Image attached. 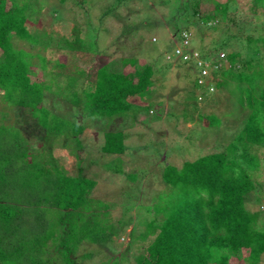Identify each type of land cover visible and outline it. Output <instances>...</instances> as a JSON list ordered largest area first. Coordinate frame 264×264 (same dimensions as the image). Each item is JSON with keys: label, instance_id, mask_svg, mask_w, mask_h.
<instances>
[{"label": "trees", "instance_id": "trees-1", "mask_svg": "<svg viewBox=\"0 0 264 264\" xmlns=\"http://www.w3.org/2000/svg\"><path fill=\"white\" fill-rule=\"evenodd\" d=\"M256 1L259 3L252 6L253 11H257L255 6L263 9L264 0ZM211 2L210 13L198 18L206 28L211 26L207 21L218 23L217 17L225 18L230 7L228 2ZM28 4L29 1L0 0V264H78L82 254L78 256L77 252L84 242L102 245L110 240V235L107 236L99 213L88 208L94 204L89 193L95 181L83 175L81 167L75 175L64 174L52 160L51 143L45 142L48 137L67 134L81 148L78 136L84 126L44 106L45 91L51 87L34 78L31 61L32 56L38 58L39 52L26 55L25 50L12 45V36L20 40L31 37L27 29ZM181 20L179 28L188 31L190 20ZM234 33L229 42L240 39L241 35ZM246 45L252 51L244 61L243 71L235 69L240 54L233 52L226 55L225 62L216 61L220 68L203 85L195 81L196 87L213 85L215 89L222 88L223 82L226 87L234 84L230 94L235 96L237 108L248 110L241 128L224 151L185 161L179 169L164 167L161 177L166 190L159 193L154 206L165 215L158 223L151 221L150 233L155 236L143 253L135 256L134 264H224L229 254L240 249L246 250V260L256 264L264 254V222L259 212L247 210L245 202L257 189V179L264 168V158L254 153L264 145V32L248 35L242 47ZM216 46L213 53L221 48ZM204 50L200 53L206 60ZM42 51H48L47 47ZM130 59L123 58L119 66L112 63L108 69L104 64L95 69L90 64L86 70L69 67L64 71L60 62L52 64L58 69L52 82L61 74L65 76L63 85L54 83L52 93L88 115L108 118L127 113L131 111V100L148 97L156 80L151 65L138 66ZM127 63L136 69L123 71ZM181 64L196 67L193 59ZM227 64L234 68L228 73L223 72ZM45 68L40 59V69ZM92 69L93 80L76 85ZM218 72L226 79H216ZM15 109L26 110V120L33 119L42 129L41 153L29 151L28 139L22 127H17L21 121L15 120L13 125L2 122L3 111ZM217 118L215 114L201 117L207 127L218 126ZM70 123L72 129L67 128ZM103 139L101 152L123 153L122 132H105ZM99 206V212L107 213V205L100 202ZM85 254L86 260L92 256L89 251Z\"/></svg>", "mask_w": 264, "mask_h": 264}, {"label": "rangeland", "instance_id": "rangeland-1", "mask_svg": "<svg viewBox=\"0 0 264 264\" xmlns=\"http://www.w3.org/2000/svg\"><path fill=\"white\" fill-rule=\"evenodd\" d=\"M15 1H29L27 29L31 37L20 40L12 36V45L25 50L26 55L39 52L38 58L32 56L31 61L34 78L44 80L51 87L45 91L44 106L52 113L84 126L83 133L78 136L81 148L73 136L67 134L51 136L45 141L51 143L52 160L64 174L75 175L81 167L82 174L95 181L89 193L94 204L88 208L99 213L106 234L110 235V240L101 242L102 245L84 242L77 252L78 256L82 254L78 264H134L135 256L143 253V248L155 236L150 233L151 221L158 223L165 215L154 206L159 193L166 190L161 177L164 167L171 165L179 169L185 161L224 151L248 112L246 107L237 108L235 96L230 94L234 84L226 87L227 83L223 82L220 89L213 85L196 87V67L182 65L172 56L175 45L178 46L181 40V19L187 17L192 23L188 31L191 33L189 48L193 52L201 57L204 48L203 55L209 62H225L227 54L239 52L235 69L243 71L244 61L249 59L252 50L250 46H242L248 35L264 32V8L255 6L257 11H253L252 6L259 3L256 0H217L229 3L228 13L223 19L217 17L218 23L206 28L198 18L210 13L211 0ZM234 31L241 35L240 39L229 42ZM215 45L221 48L213 53ZM46 47L48 51H42ZM39 57L46 64L44 70L40 69ZM123 58H132L138 66L151 65L156 79L148 97L133 98L131 111L127 113L108 118L88 115L52 93L54 83L63 85L65 80L61 74L52 82V75L58 71L52 64L60 62L64 71L69 67L86 70L90 64L94 69L102 64L108 69L112 63L119 66ZM67 61L72 63L71 66ZM226 67L223 72L234 69L229 64ZM94 69L82 75L76 85L82 86L85 80H93ZM135 69L129 63L123 66L125 72ZM218 74L216 79H226ZM229 98L234 99L229 102ZM3 114L2 122L6 125H13L15 120L22 122L17 127H22L29 151L41 153L42 129L33 119L26 120V110H4ZM209 114L218 117V126L203 125L201 117ZM67 128L72 129V124ZM108 131L122 132V154L101 152L103 134ZM263 146L254 151L261 158H264ZM263 169L257 179V189L245 202L247 210L259 212L260 220L264 222ZM100 202L107 205L108 214L99 212ZM86 251L92 253L88 260ZM246 255V250L240 249L229 254L224 264H252L246 260ZM256 264H264V254Z\"/></svg>", "mask_w": 264, "mask_h": 264}, {"label": "built area", "instance_id": "built-area-1", "mask_svg": "<svg viewBox=\"0 0 264 264\" xmlns=\"http://www.w3.org/2000/svg\"><path fill=\"white\" fill-rule=\"evenodd\" d=\"M188 37L189 34L185 32L182 33L180 44L178 46L176 45L173 50V56L176 59H180L181 61H188L190 59H193L196 62V67L199 71V78L197 79V83L202 84L204 80L209 76L211 66L206 60L201 59L195 52L188 50ZM213 68L217 69L218 65L213 66Z\"/></svg>", "mask_w": 264, "mask_h": 264}, {"label": "clouds", "instance_id": "clouds-1", "mask_svg": "<svg viewBox=\"0 0 264 264\" xmlns=\"http://www.w3.org/2000/svg\"><path fill=\"white\" fill-rule=\"evenodd\" d=\"M217 23V21L216 20H214L213 22L211 21V20H209V21H207V25H213V24H216ZM187 33V34H189V36L191 35V33L189 32V31H185V30H183L181 33H180V35L182 36V33ZM181 41V40H180ZM180 41H179V43L178 44H180ZM188 41H190L189 40V37H188ZM176 46V45H175ZM189 47H190V45L187 47L188 48V50H189ZM175 48V47H174ZM190 51H192V50H190ZM193 52V51H192ZM172 56H173V54H172ZM200 57V56H199ZM201 58V57H200ZM202 59V58H201ZM180 63H182L183 61H181L180 59H177ZM203 60H205V59H203ZM207 61V60H206ZM209 64H210V66H211V70H210V73H209V76L204 80V81H206V80H208L211 76H212V74L216 71V70H218L219 68H220V64L218 63V62H215V61H211V62H209V61H207ZM215 65H218V68L217 69H215V68H213V66H215ZM196 70H197V73H196V76H195V81H196V83H197V79L199 78V71H198V68L196 67ZM204 84V82L202 83V84H199V85H203ZM212 86V85H211ZM206 87H208V86H206Z\"/></svg>", "mask_w": 264, "mask_h": 264}]
</instances>
